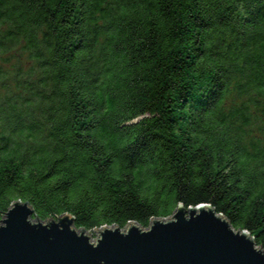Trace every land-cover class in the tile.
Here are the masks:
<instances>
[{"label": "trees", "instance_id": "trees-1", "mask_svg": "<svg viewBox=\"0 0 264 264\" xmlns=\"http://www.w3.org/2000/svg\"><path fill=\"white\" fill-rule=\"evenodd\" d=\"M11 198L86 228L209 203L264 248V0H0Z\"/></svg>", "mask_w": 264, "mask_h": 264}, {"label": "water", "instance_id": "water-1", "mask_svg": "<svg viewBox=\"0 0 264 264\" xmlns=\"http://www.w3.org/2000/svg\"><path fill=\"white\" fill-rule=\"evenodd\" d=\"M9 202L0 217V264H264L253 233L233 228L209 203L185 208L177 198L172 214H152L146 224L130 217L123 227L86 228L63 210L39 218L28 199Z\"/></svg>", "mask_w": 264, "mask_h": 264}]
</instances>
